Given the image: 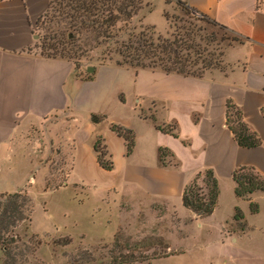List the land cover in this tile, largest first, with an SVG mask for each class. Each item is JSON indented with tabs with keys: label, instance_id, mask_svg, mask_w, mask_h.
Returning a JSON list of instances; mask_svg holds the SVG:
<instances>
[{
	"label": "crops",
	"instance_id": "0c3cea01",
	"mask_svg": "<svg viewBox=\"0 0 264 264\" xmlns=\"http://www.w3.org/2000/svg\"><path fill=\"white\" fill-rule=\"evenodd\" d=\"M170 1L184 3L237 40L223 50L224 71L211 69L192 77L106 64L92 79L83 78L71 61L45 56L36 48V23L49 0H0V194L8 193L7 180L25 174L28 180L12 193L31 184L33 159L45 174V160L61 144L69 170L87 174L102 169L94 150L101 137L113 158V169L106 172L117 173L114 182L99 190L101 202L111 199L128 222H136L138 232L165 224L156 230L167 243V257L161 259L185 250L172 246L166 235L185 240V228L194 225L205 235L216 236L212 245L222 250L227 264H264L248 249L240 254L232 247L246 231L227 229L237 225L234 212L242 201L259 204V211L264 205V192L251 194L249 200L237 198L232 179L241 167L264 179V0ZM155 3L162 11L169 7L166 0ZM227 104L241 112L260 140L258 147L238 146L226 125ZM142 111L148 118L141 116ZM93 114L104 119L94 124ZM112 125L134 133L130 154ZM160 149L172 154L166 158L171 157L173 165L161 163ZM206 170L213 172L219 194L212 214L199 218L183 207L182 194ZM159 205L166 206L163 215L156 209Z\"/></svg>",
	"mask_w": 264,
	"mask_h": 264
},
{
	"label": "rangeland",
	"instance_id": "374dc122",
	"mask_svg": "<svg viewBox=\"0 0 264 264\" xmlns=\"http://www.w3.org/2000/svg\"><path fill=\"white\" fill-rule=\"evenodd\" d=\"M134 1L141 9L129 21L118 22L114 30V33L119 34V44L127 43L129 35L135 37L141 30L152 28L153 40L157 37L169 42L178 40L182 54L190 53L192 60L208 58L220 62L223 50L232 43V37L222 27L184 6L166 1L169 7L162 11L155 0ZM57 9L54 0L49 11L36 23L38 52L45 56L69 58L76 74L87 79H92L96 69L106 64L135 71L142 69L117 64L122 59L117 53L119 44L114 45L116 39L108 45L103 39L96 38L94 33H88L79 40L59 21ZM200 66L198 64L196 67ZM223 66L226 69L222 63ZM88 68L94 71L90 73ZM147 114L146 111L141 113ZM231 120H235L234 116ZM61 145H57L53 155L45 160V174L37 169L36 160L33 159V181L25 188L12 193L16 186L21 187L28 180V174L7 180L6 192L19 194L21 198L17 199L18 203L26 197L31 213L28 221L21 222L3 235V241L0 242V264H227L222 250L212 245L217 240L216 236H207L194 225L185 228L188 232L185 240L165 233L172 246L184 247L185 250L183 254L161 259L167 257V243L157 235L156 230L162 229L165 224L159 222V228L154 227L152 230L148 227L149 230L138 232L136 222H128L125 214L112 207L111 199L102 198L104 201L101 202L99 190L103 184L114 182L117 173L100 168L90 170L87 174L75 169L69 170L66 164H70V160L63 157ZM164 160L165 165H173L171 157H165ZM194 181L197 188L202 189H196L197 192L206 194L204 174ZM257 205V214H252L249 204L242 201L235 209L234 216L238 209L243 221L227 229L246 231V235L236 245H232L240 254L243 249H248L264 259V205L260 211ZM156 209L163 215L166 206L159 205ZM171 216L169 218L175 222V214Z\"/></svg>",
	"mask_w": 264,
	"mask_h": 264
},
{
	"label": "trees",
	"instance_id": "16d2710c",
	"mask_svg": "<svg viewBox=\"0 0 264 264\" xmlns=\"http://www.w3.org/2000/svg\"><path fill=\"white\" fill-rule=\"evenodd\" d=\"M53 1L54 0H49L47 11H49ZM55 1L58 5L56 11L59 21L63 22L65 24L64 26L68 28L73 35H77L79 40L88 33H94L96 38L103 39L108 45L110 43L113 44L115 39L114 45L120 42L118 39L119 34L114 33L117 23L120 21H129L136 12L141 9L138 5L136 6L134 0H123L125 3L118 2L117 0ZM176 4L186 7L191 12L197 13L180 1H177ZM208 20L218 25L216 22L210 19ZM220 27L225 30L223 26ZM153 35L154 32H152V28L141 30L135 37L129 35V41L127 43L121 42L117 48V53L122 59L118 61L117 64L139 67L142 69H154L159 67L165 73H177L182 76L192 77H201L206 71L211 69L225 70L224 66L223 68L221 67L222 61L219 62L208 58H203L199 61L197 59L192 60L190 53L185 55L182 54V47L178 44V40L174 39L173 42H169L160 37L153 40ZM232 41L237 40L232 38ZM200 56L201 55L198 54V58H200ZM62 58L69 60V58L64 56ZM198 64L201 66L196 67ZM262 112L264 114V109H262ZM141 116L148 118L146 115ZM232 116H234L235 120H231ZM226 117V125L233 134L238 146L251 149L260 145L258 136L250 131L248 126L243 122L241 112L235 106L227 104ZM150 118L154 121L152 116H150ZM103 119V116L91 115V122L94 124L101 122ZM156 128L162 132L167 131L166 128L159 125H156ZM111 130L115 132L117 136L123 138L125 141L126 154H130L134 147V133L129 129L116 125H112ZM172 134L176 136L174 133ZM94 150L98 165L105 171H111L113 169V162L101 137H98L95 141ZM166 156H172V154L165 149H160L159 158L163 165H165L164 159ZM106 157L107 160H104ZM203 174L207 188L206 194L197 192V190L201 191L202 189L197 188L195 181L187 186L182 194L183 207L199 218L212 214L217 204L219 194L217 180L211 170H206L202 174H198L195 179ZM232 179L236 184L235 195L239 199L249 200L251 194L255 192H264V179L251 168L241 167L235 170L232 174ZM19 198H21L19 194H0V242L3 241V235L5 233L7 234L10 229L15 228L21 222L28 221V215L31 213L29 200L23 197L21 202L18 203L17 199ZM249 208L252 214L258 212V205L256 203L250 202ZM234 220L237 222L243 221V216L238 209L236 210Z\"/></svg>",
	"mask_w": 264,
	"mask_h": 264
},
{
	"label": "water",
	"instance_id": "95a60500",
	"mask_svg": "<svg viewBox=\"0 0 264 264\" xmlns=\"http://www.w3.org/2000/svg\"><path fill=\"white\" fill-rule=\"evenodd\" d=\"M87 71L90 72V73H92L94 71V69L93 68H88Z\"/></svg>",
	"mask_w": 264,
	"mask_h": 264
}]
</instances>
